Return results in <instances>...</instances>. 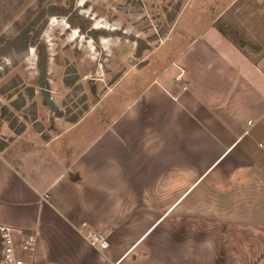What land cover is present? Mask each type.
Instances as JSON below:
<instances>
[{
  "label": "crops",
  "instance_id": "0c3cea01",
  "mask_svg": "<svg viewBox=\"0 0 264 264\" xmlns=\"http://www.w3.org/2000/svg\"><path fill=\"white\" fill-rule=\"evenodd\" d=\"M226 2L176 23L171 56L145 80L116 83L76 123L8 134L0 225L36 235L32 264L264 256V58L252 64L214 28L236 0ZM86 231L105 234L108 248H92Z\"/></svg>",
  "mask_w": 264,
  "mask_h": 264
},
{
  "label": "rangeland",
  "instance_id": "374dc122",
  "mask_svg": "<svg viewBox=\"0 0 264 264\" xmlns=\"http://www.w3.org/2000/svg\"><path fill=\"white\" fill-rule=\"evenodd\" d=\"M226 1L0 0V145L10 126L47 134L57 119H80L116 83L119 91L145 80L171 56L176 23L218 15ZM51 8L65 14L50 15ZM234 16L244 37L264 49V0H241ZM41 89L50 91L56 114ZM186 189L176 185V194Z\"/></svg>",
  "mask_w": 264,
  "mask_h": 264
},
{
  "label": "built area",
  "instance_id": "2783aa9c",
  "mask_svg": "<svg viewBox=\"0 0 264 264\" xmlns=\"http://www.w3.org/2000/svg\"><path fill=\"white\" fill-rule=\"evenodd\" d=\"M174 81L183 91L187 90L182 74H179ZM81 227L84 229L86 224L83 223ZM82 234L86 242L96 250L103 251L109 246L107 236L103 233L86 231ZM35 245L34 233L0 225V264H32ZM258 264H264V256Z\"/></svg>",
  "mask_w": 264,
  "mask_h": 264
},
{
  "label": "trees",
  "instance_id": "16d2710c",
  "mask_svg": "<svg viewBox=\"0 0 264 264\" xmlns=\"http://www.w3.org/2000/svg\"><path fill=\"white\" fill-rule=\"evenodd\" d=\"M241 0H237L223 15L217 18L213 24L214 28L218 31L222 37H224L228 42H230L242 55H244L252 64L257 65L264 58V49L260 46H257L254 43L248 41L246 37H244V30L240 28L238 25L237 17H233V12L238 8ZM65 14L64 10H58L57 8H51L50 15H60ZM236 18V19H235ZM227 27H233L234 30L229 32L226 30ZM229 29V28H228ZM240 38V39H239ZM15 39V41H17ZM26 43V42H25ZM27 44V43H26ZM34 47L37 45V40H33L29 44ZM38 48V46H36ZM41 50L39 51V56L41 57ZM42 78L41 82L44 84L43 76L44 70L42 67ZM57 112H55L56 114ZM78 119H74L72 121H67L69 123H76ZM10 129L14 134L19 135L24 130H16L13 126H10ZM5 144L0 145V149L4 147Z\"/></svg>",
  "mask_w": 264,
  "mask_h": 264
},
{
  "label": "water",
  "instance_id": "95a60500",
  "mask_svg": "<svg viewBox=\"0 0 264 264\" xmlns=\"http://www.w3.org/2000/svg\"><path fill=\"white\" fill-rule=\"evenodd\" d=\"M88 36H91V35L88 33ZM39 94H40L43 102L45 103V105L48 108H50V110L52 112H55L56 111V105H55L54 101L52 100L50 91H48L46 89H41L39 91Z\"/></svg>",
  "mask_w": 264,
  "mask_h": 264
},
{
  "label": "bare ground",
  "instance_id": "6f19581e",
  "mask_svg": "<svg viewBox=\"0 0 264 264\" xmlns=\"http://www.w3.org/2000/svg\"><path fill=\"white\" fill-rule=\"evenodd\" d=\"M75 32V31H74Z\"/></svg>",
  "mask_w": 264,
  "mask_h": 264
}]
</instances>
